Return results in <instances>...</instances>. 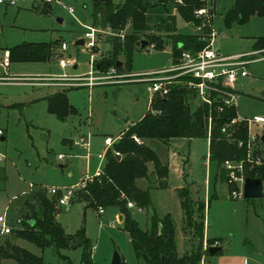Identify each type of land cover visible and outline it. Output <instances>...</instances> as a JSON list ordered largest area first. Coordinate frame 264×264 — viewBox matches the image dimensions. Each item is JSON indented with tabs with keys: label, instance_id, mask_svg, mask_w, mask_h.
Returning a JSON list of instances; mask_svg holds the SVG:
<instances>
[{
	"label": "rangeland",
	"instance_id": "374dc122",
	"mask_svg": "<svg viewBox=\"0 0 264 264\" xmlns=\"http://www.w3.org/2000/svg\"><path fill=\"white\" fill-rule=\"evenodd\" d=\"M66 1L74 7V13H69L57 4L52 5L48 14L39 12L31 4L19 8L0 5V129L5 136L4 140H0V154L4 156L0 164L6 170V181H0V214L6 212L11 229L21 226L15 219L26 193L31 190L46 191L47 187L71 186L79 180L80 175H84L87 160L79 151L69 150L64 139L74 138L77 133L89 134L91 153H95L103 148L104 136L115 137L149 109V92L144 81L131 78L126 82L89 86L83 79H72L85 75L91 69V56L93 69H98L99 75H106L114 66L99 68L97 64L110 49L107 39L112 35L109 32L124 35L130 29L128 24L114 31L108 27L95 26L91 23L90 0ZM112 1L117 4L123 0ZM232 3L233 0H215V3L213 0L212 25L219 34L213 38L212 46L223 53L250 52L253 50L254 37L264 36V15L252 14L246 21L234 22L228 27L224 23V15ZM168 13H173L171 3L165 7L156 5L148 8L147 25H155ZM177 16V32H190L192 25ZM87 26L97 28L99 37L98 45L90 50L83 44H74L83 37ZM54 39L57 42L53 47V56L47 62H14L9 66L7 55H4L6 48L21 42ZM141 40H145L147 45L141 47ZM157 41L164 43L162 48L155 47ZM170 43L169 36L161 32L138 35L131 56V72L135 74L168 67L171 62ZM263 56L255 55L258 59L246 66L248 75L238 77L234 83L238 91L235 100L237 113L248 120L253 116H264ZM118 58L123 60L122 55ZM62 59H70L72 66L61 68L59 61ZM74 64H77V68H73ZM64 77L68 80H64ZM55 83L58 85H52ZM59 83L73 87L67 91V95L76 111L65 120L58 119L48 111L45 99L51 88L57 90L62 86ZM248 131L252 136L261 137L264 133L259 125L251 122ZM178 143L179 149L185 151L189 158L185 169L192 171L195 188L200 189L204 185V178L210 182L206 209L198 208L200 201H193L192 219L194 224H198L205 211L207 235L209 238H221L219 248L222 252L206 255L203 264H264V196L244 198L241 194L237 199L230 197L225 183L215 178L216 162L206 159L207 138L189 141L179 139ZM256 146L257 152L252 151L248 159L255 161L259 157L260 162H264V145L256 141L251 144L252 150ZM58 155L63 158L59 160ZM184 156L181 155L180 161L185 160ZM91 160L88 162L93 164L95 159ZM136 183L145 186L146 181L139 179ZM238 184V181H233L230 189L238 190ZM82 192L76 189L69 204L57 205L56 219L64 233L71 236L83 229L91 245L93 264H110L114 253L120 256L123 264H139L129 236L121 225L123 218L120 220L115 216L116 207H106L101 214L92 207L84 208V203L77 201ZM150 193L156 210L160 214L170 212L178 226L180 206L175 195L156 190H150ZM131 211L140 227L145 228L147 215L152 210L146 212L134 208ZM16 245L42 257L44 264H64L52 248L41 250L24 239H17ZM196 246L195 231L184 220L179 254L190 253ZM59 255L66 257L72 264H80L82 251L80 248H70L59 252ZM2 264L17 263L4 260Z\"/></svg>",
	"mask_w": 264,
	"mask_h": 264
},
{
	"label": "trees",
	"instance_id": "16d2710c",
	"mask_svg": "<svg viewBox=\"0 0 264 264\" xmlns=\"http://www.w3.org/2000/svg\"><path fill=\"white\" fill-rule=\"evenodd\" d=\"M91 23L95 26L108 27L112 31L121 30L127 24L129 32L120 36L118 33L108 36L110 49L100 60V68L114 66L118 73L130 74L131 56L138 35L147 32L163 33L169 36L171 42L172 61H176L182 50L195 52L203 48L207 41L209 29L204 35L179 33L176 27V15L185 22L196 23L193 10L199 7L200 0H123L115 4L112 0H90ZM167 3L172 4L174 13L167 14L158 23L148 26L146 12L148 8ZM252 14L264 15V0H233L231 7L224 15V23L230 26L234 22H244ZM155 38V37H154ZM142 41V40H141ZM140 41V46H141ZM55 41L21 42L7 48L9 62H47L53 56ZM163 42L155 43L162 48ZM147 45V42L146 44ZM264 48V36L255 38L253 50ZM119 55L123 56L120 61ZM120 62V63H119ZM133 78V77H127ZM71 85H62L56 91L45 97L48 111L58 119L65 120L76 110L70 104L67 91ZM194 94L188 89L181 90L173 85L164 95H155L149 104L148 111L135 123L131 124L106 151V161L100 176L94 177L81 189L77 201L84 203V208L116 207L123 216L121 223L127 232L139 264H199L208 254V248L219 239H206L204 244V215L198 224L192 219V200L187 187L178 189L180 205L185 224L192 227L197 238L194 251L179 255L175 242V227L170 214L159 216L152 204L150 190L155 187H165L164 178L168 174L167 164H163L154 148L145 143L152 140L168 146L169 140L175 137L208 139L209 159L216 162V175L219 181L229 187V170L224 167L225 161L242 162L243 176L258 177L264 180V162L250 161L247 156L249 142L248 126L245 119H237L236 106H225L221 110L217 106L195 102ZM208 116L211 123L208 134ZM225 128V132H222ZM132 135L143 140L138 144ZM121 158L117 160L114 153ZM153 165L152 176H156L158 184L151 186L147 163ZM148 181L146 187H140L136 181ZM0 181H6L5 169L0 165ZM132 201L143 211L152 212L147 215V224L141 228L127 207ZM210 199L207 202L209 204ZM206 204L198 203L203 209ZM58 206L55 196H49L45 190H31L23 196L22 204L17 209L15 222L20 227L12 228L10 233L0 236V264L3 260H13L17 264H44L42 257L36 256L16 245L17 239H24L37 248L44 250L52 248L64 264H72L59 252L70 248H80L82 251L80 264H93L92 249L83 229L74 235H66L58 223L56 216ZM32 221V224L29 222ZM3 238V239H2ZM219 248V245L217 246ZM221 248L216 254H220ZM215 254V255H216Z\"/></svg>",
	"mask_w": 264,
	"mask_h": 264
},
{
	"label": "built area",
	"instance_id": "2783aa9c",
	"mask_svg": "<svg viewBox=\"0 0 264 264\" xmlns=\"http://www.w3.org/2000/svg\"><path fill=\"white\" fill-rule=\"evenodd\" d=\"M22 1H29L31 6L43 10L48 6L57 4L66 9L69 13H74V7L67 3L66 0H0L1 5L16 6ZM202 4L193 10V15L196 23H190L193 27V34L204 35L206 29H209V33L206 37H202L207 44L195 51L182 50L176 61L170 62L168 67L161 68L156 71H145L141 73L121 74L116 72L114 67L110 69L106 75H99L98 69H93V62L91 56V69L85 74L75 76L72 79L75 81L84 80L86 85L93 86L105 82H126L127 77H133L135 81H144L147 83V91L149 92V102L155 95L164 96L170 88L175 85L183 87L193 92L195 100L200 103L212 106L215 105L219 110L225 106H236L235 100L238 96V91L234 87V83L238 77H244L248 75L246 66L253 60L258 59L254 57L257 54H264V49L255 50L250 52H237V53H223L218 49H214L212 46L213 38L217 35V31L212 25L213 17V0H200ZM97 28L87 26L86 31L83 34V46L87 49H92L98 45V32ZM110 35H114L109 32ZM120 36H123L119 34ZM93 54V53H92ZM264 57V56H263ZM73 62L70 59H62L59 61L61 68L71 67ZM64 80L68 78L64 77ZM237 119H245L247 126L249 122L259 125L264 132V116H253L251 119L242 118L237 116ZM211 123V117L208 116V134ZM222 132H225V128H222ZM3 135V130L0 129V137ZM132 138L138 143L143 144V140L135 135ZM263 138V140L261 139ZM262 142L264 145V133L260 137L258 135L252 136L249 134V142L247 144L248 152L247 156L252 154L251 144L254 142ZM114 139L106 137L104 139V145L106 148L112 146ZM75 144L81 146L83 149H89L88 138H80L75 141ZM118 153V152H115ZM98 158L103 159L104 153H99ZM58 158H63L62 155H58ZM4 159V156L0 154V162ZM256 163L260 162V158L256 157ZM224 167L229 170V181H238L242 186L243 174L242 162H230L225 161ZM102 173V167L98 168L94 174H85L71 186L67 187H47L46 192L49 196H55L57 205L66 206L70 203L71 199L75 195L76 189H83L88 182L94 177L100 176ZM238 174H241L240 176ZM29 186H33L30 184ZM242 194L240 191H232L233 197H239ZM127 207L137 208L136 204L132 201L127 202ZM98 213H103L104 208L98 207ZM11 227L6 212L0 214V236L9 234ZM218 242H214L211 247H217ZM204 251L208 246L206 240L203 244ZM204 257L201 259L200 264H203Z\"/></svg>",
	"mask_w": 264,
	"mask_h": 264
},
{
	"label": "crops",
	"instance_id": "0c3cea01",
	"mask_svg": "<svg viewBox=\"0 0 264 264\" xmlns=\"http://www.w3.org/2000/svg\"><path fill=\"white\" fill-rule=\"evenodd\" d=\"M214 3H215V0H214ZM25 4H31V3L29 1H22V2L18 3L16 6H5V5H3V6H5V7H16V8H19V7H21V6L25 5ZM51 7L52 6H48V7H46L43 10H39V12L44 13V14H48V13H50V11L52 9ZM173 13H174V9H173ZM177 19H178V16L176 15V26H177ZM184 26H186V25H184ZM186 27H189V26H186ZM186 33L193 34V29L190 30V32H186ZM218 34H219V32H217V35ZM255 38H257V37H254V41H255ZM50 41H55V39L54 40H50ZM40 42H49V41H40ZM6 49L4 50V55H7V59H8V51ZM252 51H255V50H252ZM171 59H172V56H171ZM11 63H14V62H9V66H10ZM74 65H76V68H77V64H74ZM52 85L55 86V85H58V84L55 83V84H52ZM60 85H66V83L60 84ZM54 91H56V90H54V89L51 88L49 94L53 93ZM149 104H150V102H149ZM131 124H133V123H131ZM127 128H128V125L125 126L121 131H119V133L115 137H111L109 135L104 136V138H103V148L100 151H97L95 153H91V145H90V142H89V149L88 150L83 149L81 146L75 144V141L78 140V139H80V138H84V139H87L88 138V141H89V134H84V135L81 134L80 135V133H77L74 136V138L64 139V143H66L69 146V148H70L69 150H72V151H74L76 153H78V151H79L80 153H82V156L87 160V162L85 164V173H84V175L85 174H94L98 168H100V167L103 168V166L105 164V161H106V151L109 150V149H111V147H112L111 146L109 148H106L105 145H104V139L106 137H110V138L114 139V142H113V144H114L120 138V136L122 135V133ZM248 133H249V131H248ZM1 137H3L5 139L4 132H3V135ZM1 137H0V140H1ZM179 139H185V140L189 141L190 139H193V138H185V137H175V138H171L169 140L168 146H164L161 143L156 142V141H152V140H146L145 141V143L147 145H149L152 148H154V150L158 154L161 162L163 164H167V167H168V174L163 179L164 182H165V187H163V188H161V187H155V188H152L151 190L164 191V192L170 193L173 196L175 195L176 201L179 203V206H180V212H178L179 223H178V226H177L176 225L177 223L175 221V218L173 217V215L170 212H167V213H164V214H160L156 210V208H155V206H154V204L152 202V204H153V206H154V208H155V210H156V212H157V214L159 216H163L165 214H170L171 215V217L173 219V222H174V227H175V242H176V247H177L178 253H179V243H180V240H181V237H182V228L184 227V215H183V211H182V208H181V205H180V197L178 195V189L183 188V187H187L189 189L190 198H191L192 202L198 200L200 202H203L204 204H206V196H209V194H210V182L206 178H204V185L202 186L203 189H202V187L200 189L195 188L194 184L192 183L193 182V174H192V171L185 169V167L187 165V161L189 160V158H188L187 153L185 151H181L179 149V147H180V144L178 143V140ZM261 139L263 140V138H261ZM257 149H258V146H256L255 148H253V153H256L257 152ZM99 153H104V158L103 159L98 158L97 155ZM181 155H185L184 156V159L185 160L183 162L180 161V158H182ZM92 158L95 159V161L93 163V164H95L94 167H93V169H92V165L93 164L90 161L88 162V160L89 159L91 160ZM61 159H59V160H61ZM206 159L208 161H211L209 159V153L206 156ZM0 165L3 166L4 169H5V166L4 165H2V164H0ZM148 165H149V167H148ZM60 166L63 167V164H61ZM147 167H148L149 181L151 183L150 185L151 186H155V185L158 184V180H156V176H152L151 175V172L153 171V165H152V163L151 162H148L147 163ZM5 175H6V170H5ZM82 176L83 175H80L78 177V179H80V177H82ZM215 178L218 180L217 175H216V172H215ZM147 183H148V181H146L145 186H140L138 184L137 185L144 188V187L147 186ZM225 185H226L227 191L230 194V197L233 198V199H237L238 197H233L232 196V189H230L229 185L227 183H225ZM263 188H264V184H263ZM239 190H240V186L238 184V191ZM235 191H237V190H235ZM213 196H215V193L213 194ZM132 209L133 208H131L130 210H132ZM205 209H206V207H205ZM131 214H132V211H131ZM120 215H121L120 211L116 208L115 216L119 218ZM122 218H123V216H122ZM203 234H204V240H206V239H219V242L218 243L220 245L221 238H216V237L209 238L208 235H207L208 233L205 230V211H204V228H203ZM2 262H1V264H2Z\"/></svg>",
	"mask_w": 264,
	"mask_h": 264
},
{
	"label": "water",
	"instance_id": "95a60500",
	"mask_svg": "<svg viewBox=\"0 0 264 264\" xmlns=\"http://www.w3.org/2000/svg\"><path fill=\"white\" fill-rule=\"evenodd\" d=\"M59 21H61V18H58ZM75 45H82L83 44V38H79L74 42ZM146 41H141V47L145 46ZM120 63V62H119ZM73 68H76V65L73 66ZM181 90H184L185 88L181 87ZM4 138L1 137V140ZM115 158L119 160L121 158V155L119 153L114 154ZM242 196L244 198H258L264 196V188H263V180L258 177H249L245 176L242 181ZM120 220H122V215L119 217ZM32 224V221L29 222ZM219 251L218 247H209L208 248V254L210 256L215 255ZM110 264H123L120 256L117 253H114L111 259Z\"/></svg>",
	"mask_w": 264,
	"mask_h": 264
}]
</instances>
